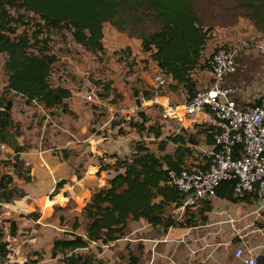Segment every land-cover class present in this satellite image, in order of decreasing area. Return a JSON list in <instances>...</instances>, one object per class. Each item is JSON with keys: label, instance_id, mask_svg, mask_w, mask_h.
<instances>
[{"label": "rangeland", "instance_id": "374dc122", "mask_svg": "<svg viewBox=\"0 0 264 264\" xmlns=\"http://www.w3.org/2000/svg\"><path fill=\"white\" fill-rule=\"evenodd\" d=\"M196 9L203 23L213 30L206 56L218 43L232 48L259 35L233 0H197ZM52 39L58 62L53 67L51 83L71 91L67 101L71 115L58 108L46 110L37 104L26 105L19 97H8L13 101L12 118L19 128V143L23 148L20 159L31 168V181L26 184L14 175L15 185L28 197L0 204V232L5 234L3 241L9 242L5 264H24L32 252L39 254V264H61L51 258L52 241L70 231L74 217L83 221L79 215L85 202L115 174L111 168L109 173L99 172L100 167L112 164L115 157L127 158L140 142L158 155V144L172 134L169 129L162 131L161 103L175 107L186 102L180 87L173 89L168 84L154 89V77L163 75L148 55L141 52L138 40L129 39L108 24L104 26L102 55L84 50L69 37L53 34ZM250 43L249 48L244 47L237 54L236 72L230 77V86L237 90L234 98L240 106L253 104L264 93V54L257 48L261 38H255L257 46ZM126 48L132 54L128 60L122 57ZM5 59L0 54V95L6 82ZM194 78L201 89L211 75L197 71ZM107 84H110L109 92L104 91ZM136 92L139 97L135 96ZM143 92L153 95L152 99L144 100ZM140 113L146 117V127L153 126L162 133L160 140L133 127L141 121ZM183 124V128L192 129L190 122ZM175 148L167 143L165 153L171 154ZM62 150L69 152V160L61 159ZM12 154L5 148L2 156L6 159ZM63 180L66 183L55 194V185ZM212 207V212L205 215L207 222L203 226L190 230L175 228L165 233L140 220L128 224L123 238L100 248L91 245L90 250L103 264H126L131 256L138 259V264H190L197 237L207 236L208 244L203 250L216 252L230 246L232 255L239 247L248 252L264 246L263 202L216 200ZM168 212L182 215L183 211L169 208ZM30 214L38 219L27 218ZM10 221L17 225L13 239L8 236Z\"/></svg>", "mask_w": 264, "mask_h": 264}, {"label": "trees", "instance_id": "16d2710c", "mask_svg": "<svg viewBox=\"0 0 264 264\" xmlns=\"http://www.w3.org/2000/svg\"><path fill=\"white\" fill-rule=\"evenodd\" d=\"M197 0H0V54L5 55V87L0 95V146L13 152L8 158L0 149V204L7 205L22 200L28 194L15 185L14 175L24 183H30V170L20 159L23 148L19 143V128L12 118L13 101L9 96L19 97L26 105L37 104L46 110L58 108L70 114L67 101L71 97L68 88L51 83V75L58 57L52 46V36L69 37L72 42L94 54L104 53V26H112L117 32L136 39L142 53L148 55L155 68L166 78V85L182 88L186 103L200 91L209 87L211 78L199 89L194 74L197 71L211 73L209 62L216 50L206 56V48L213 38V30L207 27L196 9ZM236 8L258 34H264V0H233ZM122 57H131L126 48ZM101 86V85H98ZM163 86V87H165ZM162 87V88H163ZM110 84L104 86L109 92ZM136 97L139 93L136 92ZM143 92L144 100H151ZM133 125L140 133L147 132L159 138L160 132L153 126L146 127V117ZM197 132L205 134L212 142V128L197 126ZM185 136V135H184ZM175 135L158 144V155L136 144L127 158H114L112 164L100 167L99 172L114 171L107 184L95 190L83 206L80 217H74L70 231L52 241L50 255L61 264H103L91 245L106 246L125 235L131 222L144 220L149 226L168 232L175 228H195L207 222L206 214L212 212L213 200L233 203L257 201L255 197L234 196L233 183L222 182L216 198L200 202L192 212L185 208L182 215L168 212L179 210L184 195L166 185L168 172L185 168V161L192 157L187 144H196L195 136ZM176 146L168 154L166 144ZM69 152H60L63 161L69 160ZM78 180L80 176L76 177ZM66 182L55 185V194ZM54 194V195H55ZM29 219L38 216L30 214ZM9 238L17 235V225L9 222ZM2 224V222H0ZM78 231L82 233L79 234ZM0 232V264L9 255V242ZM39 257V258H38ZM40 256L32 252L24 264H39ZM126 264H138L134 256ZM192 264H201L194 262Z\"/></svg>", "mask_w": 264, "mask_h": 264}, {"label": "built area", "instance_id": "2783aa9c", "mask_svg": "<svg viewBox=\"0 0 264 264\" xmlns=\"http://www.w3.org/2000/svg\"><path fill=\"white\" fill-rule=\"evenodd\" d=\"M256 37L261 38L258 46ZM250 42L257 46L260 54H264V34L253 36L248 42L241 41L237 47L218 44L209 62L210 86L181 107L187 117L205 111L212 113L216 130L208 146V165L168 172L166 185L184 195L179 210L194 209L200 202L215 199L222 182L233 183L234 196L250 195L256 198V202L264 204V93L251 108L243 111L231 99L235 90L225 85L226 78L236 72L237 54L244 47L249 48ZM165 85L164 76L154 77V89ZM178 109L177 106H166L161 119L178 120ZM0 149L5 148L0 146ZM234 257L242 264H259L242 249H237Z\"/></svg>", "mask_w": 264, "mask_h": 264}, {"label": "crops", "instance_id": "0c3cea01", "mask_svg": "<svg viewBox=\"0 0 264 264\" xmlns=\"http://www.w3.org/2000/svg\"><path fill=\"white\" fill-rule=\"evenodd\" d=\"M231 76L227 77L226 81H225L226 86L231 87L232 89L235 90V93L232 95L231 99L236 104L237 108H239L240 110H243V111L248 110L257 102L258 98L254 101L253 104H247L246 106H240L239 102L237 100H235V98H234V95L236 94L237 90H236V88L230 86V77ZM183 105L184 104L177 106L179 108L176 111V114L179 117L178 120L173 119V118H169V119H167V121H164L161 119L162 131L164 132V129H166V130L169 129L172 132V134L168 135L165 140H167L168 138H171L175 135H178V134H183V136L185 135L184 137L195 136L197 143L186 145V147H188L189 150L191 151L192 157L188 158L185 161V168H192V167H196V166L200 167V166L208 165L210 162V159L208 158L207 155H208V146L210 144L207 141L205 134L197 132V129H198L197 126H200L203 128H212L211 131L214 132L216 130V128L214 126L215 121H214L213 114L208 112V111H205L203 113H198L195 116L187 117L184 115L183 109L181 108ZM161 106L164 109L166 106H169V104L167 102H165V103H161ZM185 121L190 122L193 125L191 130H187V129L183 128L182 125H184L183 122H185ZM198 135H202V137L199 138ZM161 138H162V133L160 132L159 138H156V139L160 140ZM161 141H163V140H161ZM108 164H110V163H108ZM107 172L109 173V171H107ZM108 179H110V178H108ZM79 180H81V179H79ZM106 183H107V181H106ZM104 186H106V185H104ZM215 201L216 200H213L212 203ZM182 229H186V228H182ZM190 229L191 228H189L187 230H190ZM184 234L185 233H183V235ZM206 237L194 238L196 241V244L193 246L194 247L193 250L195 252L193 251L194 254L191 255L192 258H190V261H192V262L190 264H192L194 262L201 263V264H242V262H240L239 260H237L234 257V254L233 255L231 254V247L230 246H226L223 249L216 250V252H210L208 250H203V249H205V247L208 244ZM242 244L243 243H241V245ZM181 247H184V246H181ZM240 248L241 247H239L237 249H240ZM235 251H234V253H235ZM244 253L249 254L252 258L257 259L259 262L261 260V263L264 264V246H261V247L256 248V249H250V250H248V252H244Z\"/></svg>", "mask_w": 264, "mask_h": 264}, {"label": "water", "instance_id": "95a60500", "mask_svg": "<svg viewBox=\"0 0 264 264\" xmlns=\"http://www.w3.org/2000/svg\"><path fill=\"white\" fill-rule=\"evenodd\" d=\"M258 262H259V261H258ZM259 264H262V263H261V260H260Z\"/></svg>", "mask_w": 264, "mask_h": 264}]
</instances>
